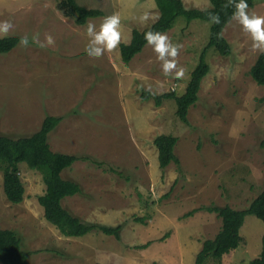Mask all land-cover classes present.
Returning a JSON list of instances; mask_svg holds the SVG:
<instances>
[{"label":"rangeland","instance_id":"374dc122","mask_svg":"<svg viewBox=\"0 0 264 264\" xmlns=\"http://www.w3.org/2000/svg\"><path fill=\"white\" fill-rule=\"evenodd\" d=\"M61 1L0 0V21L15 25L8 36L27 35L30 41L28 48L18 43L0 54V135L29 136L45 117L60 118L48 143L52 151L78 158L62 177L81 188L62 205L87 224L119 225L120 239L99 230L63 236L38 203L45 189L42 173L25 163L19 165L24 198L18 204L6 199L0 169V228L18 234L21 248L31 253L29 264H194L202 242L221 227L217 215L203 208L246 209L264 190V85L249 74L260 52L230 21L223 36L231 52L221 56L207 49L209 71L184 123L173 99L157 106L142 100L138 87L181 95L207 45L210 22L179 16L164 32L183 45L178 62L185 75L177 80L162 74L147 45L129 63L122 62L119 49L100 59L85 53L88 23L98 29L104 17L118 13L128 43L133 29L153 23H139L143 12L159 16L153 0H77L102 12L84 25L59 8ZM181 1L185 8L207 9V0ZM249 12L264 15V0ZM37 33L41 41L51 34L55 45L32 44ZM161 134L177 138L179 165L159 167L153 140ZM191 210L198 211L185 217ZM142 217L146 225L135 219ZM263 234V221L246 214L241 243L220 264H252ZM206 264L217 262L209 258Z\"/></svg>","mask_w":264,"mask_h":264},{"label":"trees","instance_id":"16d2710c","mask_svg":"<svg viewBox=\"0 0 264 264\" xmlns=\"http://www.w3.org/2000/svg\"><path fill=\"white\" fill-rule=\"evenodd\" d=\"M261 1L247 0L249 8ZM154 2L160 13L159 19L142 30L133 29L130 41L121 43L119 52L123 63H129L135 55L142 51L146 45L143 36L149 30L167 32L179 16H183L188 22L194 19L209 22V13L219 14L221 17L220 24L210 23L207 45L201 51L198 63L191 71L189 81L181 95H175L174 92L156 95L147 89L138 87L141 99H153L157 106H160L165 99H173L176 104V115L182 122L187 123L188 110L196 103L202 79L209 71V64L206 61L207 49L214 47L221 56H228L231 52L230 45L223 36V30L230 22L229 17L233 9L231 7L222 8L226 0H211L213 7L207 9L185 8L181 0H154ZM59 8L69 16L75 15L77 25H84L88 19L102 15L100 10L83 7L77 3V0H62ZM20 39L16 35L0 38V54H6L13 50ZM249 74L256 84L264 85V53L258 54ZM59 120L60 118L54 116L45 117L40 128L29 136L11 138L0 135V169L3 193L10 203L18 204L23 201L24 186L20 178L19 165L25 163L30 169L42 173L45 189L37 200L43 208L45 220L55 226L63 236L82 237L91 231L99 230L103 234L119 240L121 228L119 225L106 227L87 224L62 205L65 198L80 193L81 188L78 183L62 177V172L72 166L78 158L74 155L52 151L48 143V134ZM153 143L158 152V164L161 169H165L171 163L179 165V159L174 152L177 143L175 136L161 134L154 138ZM119 174L122 173L119 172ZM203 209L215 213L221 220V227L213 238H207L202 242L201 249L195 256L194 264H206L209 258L220 264L222 257L241 243L240 228L246 214H253L264 223V190L250 202L246 209H234L229 205H212ZM196 211L198 210H191L184 216L190 217ZM135 219L146 225L145 218ZM150 243L148 241L140 247H148ZM30 254V251L21 248V239L14 230L0 228V264H29ZM251 263L264 264V234L260 255L251 260Z\"/></svg>","mask_w":264,"mask_h":264},{"label":"clouds","instance_id":"9594fccd","mask_svg":"<svg viewBox=\"0 0 264 264\" xmlns=\"http://www.w3.org/2000/svg\"><path fill=\"white\" fill-rule=\"evenodd\" d=\"M153 7H155L153 0ZM207 8L213 7L211 0H207ZM231 7L233 9L229 20L240 26V30L250 38L251 48L253 51L264 53V15H258L255 12H249L247 0H226L222 5L223 9ZM159 19L157 14L148 11L143 12L138 21L141 25H146L149 20L153 23ZM209 22L220 24L221 17L219 14L209 13ZM121 16L118 13L106 16L97 29L93 23H88L86 35L88 43L85 47V53L90 59H100L107 54H111L119 49L124 42L121 30ZM15 25L10 20L0 21V38L7 37L14 29ZM146 45L150 47L155 54L156 60L160 63L162 74L165 77L182 79L185 75V69L179 65L178 57L183 48L182 44L173 43L167 33L149 30L143 36ZM29 37H21L19 45L22 48L29 47ZM31 43L39 48L54 46L56 41L51 34H45L44 40L41 41L39 33L31 38Z\"/></svg>","mask_w":264,"mask_h":264}]
</instances>
